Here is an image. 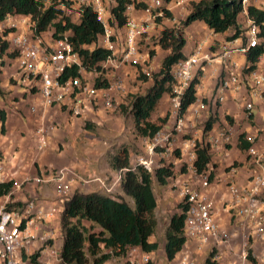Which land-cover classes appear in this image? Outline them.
Returning a JSON list of instances; mask_svg holds the SVG:
<instances>
[{
    "label": "crops",
    "instance_id": "obj_1",
    "mask_svg": "<svg viewBox=\"0 0 264 264\" xmlns=\"http://www.w3.org/2000/svg\"><path fill=\"white\" fill-rule=\"evenodd\" d=\"M138 1L147 2L148 0ZM193 1L186 0L183 6L174 8L171 18L163 17L161 21H156L150 32L142 37L141 43L143 42L146 47V49L145 47L142 48L143 52H148L147 55H149L150 50L154 51L152 56L149 55V63L152 69H159L161 59L167 53L156 43V36L165 27L179 26L180 22L190 12ZM262 1L264 0H249V4L259 7ZM103 2L106 9L115 4L112 0H104ZM79 13L80 10L77 11L78 16ZM131 15L138 19L145 17L142 7L136 8ZM108 16H110V13L107 10ZM248 25L249 16L245 9L239 17V27L243 30L239 37L232 38V29L223 33H215L200 20L194 21L184 29L187 39L184 47L185 55H188L193 46L199 42L203 44L204 52L214 59L207 62L204 70L196 77L198 79L196 85L197 100L188 107L185 113L186 133L175 135L176 146L183 145L187 140H195L196 143L204 140L211 145L212 157L208 167L213 171L214 178L211 181L209 194L216 200V219L219 226L222 231H226L231 235L230 238L233 243L234 240L236 241V236L240 234L244 236L247 232L250 233V229H244L243 225L234 218V211L229 203L228 184L236 182L242 185L247 183L255 173L264 172V160L263 164H260L249 153L251 147L259 148L264 143V96L255 95L252 91L253 88L245 82L238 92L231 94L225 101L215 102L217 83L223 69L216 56L220 54L221 45L224 42H229V45L233 47L245 45L247 40L244 37V30ZM23 27L21 26L22 29ZM110 31L114 36L120 38L121 29L110 25ZM6 32V36L12 34L10 31ZM2 34L0 31V35ZM42 39L48 42L44 34ZM233 59L241 66L249 65L247 53L237 51L233 54ZM105 64L113 66L115 72L123 71L125 73V71L130 70V66L137 68L129 64L119 63L116 65V60H110ZM12 67L14 71L12 75L18 81V85L13 88V91L16 89L15 91L20 94V97L17 100H11L7 105H3L4 101L0 96V165L8 172V180L15 182V187H13L11 195L0 197V204L8 201L9 203L20 202L24 205L29 200L36 199L42 205L44 211L50 213L45 221L36 222L34 232L37 234L43 230H52L48 225V221L56 211H53V209L59 207L62 212L64 200L77 191L81 193L113 191L111 196H116L117 193L124 195L126 201L134 206V200L123 194L124 192L118 182L119 173L109 165L107 153L97 150L95 139L85 134L86 129L82 128L81 130L76 127V124L80 125L83 119L91 117L90 111L92 108L88 109L84 115L76 117L70 113L67 105L46 104L39 89L32 93L31 89L27 87L33 86L32 81L26 78L20 70V72H17L19 68L16 57L0 56V69L2 70L0 75ZM11 89L12 87L9 88V90ZM101 95L99 96V102L103 103ZM169 100V93H165L158 109L165 104L162 109L168 112ZM248 101H252L254 104L252 119L244 107L245 102ZM216 114L219 119L213 124L212 129L204 134L203 127L206 120L210 115ZM2 115L5 117L4 121ZM227 116H230L231 119H228ZM94 117L91 119L95 120ZM168 122H170V119ZM40 126L48 134V145L43 150L38 149L35 137V130ZM224 132L227 133L228 140L221 137ZM241 134H243V143L250 144L246 148L239 146ZM184 135L187 136L184 137ZM185 162L186 158L183 156L180 162L185 167L183 171L181 169L183 165H181V168L175 165L174 175L168 179L166 186L161 187L162 195H158L156 189H154L157 199V211L163 203L164 212L159 215L156 211L158 225L150 240L157 242L158 248L153 252H148L151 256V264L156 263L155 259L159 255H163V258L168 260L165 253L166 240L164 233L162 235L160 230L158 231V227L161 219L163 221H166L165 219L170 220L171 214L169 211L174 202L180 199L179 183L190 174ZM61 168L70 169V172L64 175V180L70 186L66 194L58 192L59 182L53 180V177L57 176V171ZM232 169H234L233 175L231 173ZM33 176H42L48 181L42 184L27 183L25 181L28 177ZM17 184H21V186L18 188L16 187ZM238 243L235 244L236 247L240 246ZM53 244V238L48 244H42L38 241L32 244L25 254L30 255L39 251V259L44 264L52 263L51 256L59 262L57 259L58 252L53 249ZM197 244L199 245L197 240L187 241L176 257L168 261L178 263L184 256H188L193 260V255L196 256L197 254L200 258L202 254L198 252ZM213 244L218 249L221 248L218 252V254H222L219 257L221 260H218L219 264H222V261H224V264H230V260H224L227 258L228 249L226 252L225 245L222 246L223 242L214 241ZM250 247L255 258V261L251 264H264V241L258 236L252 235ZM139 255L140 253L137 254V256ZM22 260V264H32L28 259ZM115 261V259L109 260L107 264H112Z\"/></svg>",
    "mask_w": 264,
    "mask_h": 264
},
{
    "label": "built area",
    "instance_id": "obj_2",
    "mask_svg": "<svg viewBox=\"0 0 264 264\" xmlns=\"http://www.w3.org/2000/svg\"><path fill=\"white\" fill-rule=\"evenodd\" d=\"M76 1L80 10L85 6L92 7L98 19L104 23L102 44L112 54L107 62L116 60V65L122 63L135 67L141 66L142 72L147 75L151 73L152 68L149 62L146 63L150 57L147 55L148 52L142 50V37L150 32L157 17L164 16L165 10L172 12L174 8L183 6L186 2V0H148L142 8L145 17L138 19L131 15L137 8L136 0H126L127 20L122 28V38H119L110 31L107 9L103 0ZM243 4L247 6L249 0H243ZM259 7L264 9V1ZM21 26H24L23 29ZM0 31L12 33L4 37L10 43V50L16 52L17 66L24 76L32 81L31 84L37 86L43 101L48 105H67L70 113L78 117L92 108V101L99 98L101 94L102 97L108 96L125 89V83L120 76H115L113 81L109 79L105 88H98L94 79L91 80L89 77L94 73L88 72L83 67L81 58L73 50L68 36L45 42L40 36L33 35L28 15L7 16L0 21ZM244 37L247 43L239 47L230 46L229 42L222 43L221 52L216 56L223 66L216 88L215 102L217 103L225 101L231 94L238 92L245 82L253 88L255 95L264 96V51L252 69L248 68L249 65L241 66L233 59V54L237 51L248 53L252 47H264V23L260 25L249 17V25L244 30ZM213 59L204 52L203 44L198 42L188 55L173 65L171 72L174 82L169 92L168 113L171 125L163 127L154 137L146 138L145 155L140 156L137 163L152 171L157 157L172 159V161L174 159L173 163L177 165L185 156L187 162L185 164L190 174L179 183L181 202L187 206L184 234L186 242L197 240L201 247L210 246L214 241H221L231 246V236L228 232L221 230L216 219V200L209 194L211 185L209 172H198L194 165L197 158L195 140H187L183 145L176 146L175 135H182L186 128V112L181 113L183 96L193 80L204 70L205 64ZM75 66L78 67L80 75L63 78L64 73ZM108 104L110 105V102ZM244 107L249 116L252 115L253 102H245ZM35 137L38 149H45L48 145L46 130L41 126L37 127ZM221 137L228 140L226 132L222 133ZM249 153L258 163L263 164L264 143L259 148L251 147ZM68 172L70 169L61 168L57 171V176L53 177V180L59 182L58 192L61 194H66L70 189L69 183L64 180V175ZM231 173L234 174V169ZM6 180H8V172L0 165V182ZM25 181L42 184L48 179L33 176ZM20 186L21 184H17L16 187ZM228 195L234 218L243 225L244 229H250V233L244 234L240 246H231L230 264H251L248 252L251 236L256 235L264 241V172L255 173L247 183L242 185L230 182ZM8 203L4 201L0 204V264H22L19 252L23 255L32 244L38 241L48 244L52 240V230H43L38 234L34 232L36 222L45 221L50 213L45 212L36 199L29 200L19 208L10 207ZM138 253H140L139 256H137ZM128 255L132 264H151L150 254L139 247H130ZM218 257L215 255L213 259ZM176 264H194V262L188 256H184Z\"/></svg>",
    "mask_w": 264,
    "mask_h": 264
},
{
    "label": "trees",
    "instance_id": "obj_3",
    "mask_svg": "<svg viewBox=\"0 0 264 264\" xmlns=\"http://www.w3.org/2000/svg\"><path fill=\"white\" fill-rule=\"evenodd\" d=\"M107 10L110 13L108 21L110 25L121 29L127 20L126 0H112ZM145 1L136 0V7H144ZM66 0H0V21L7 16L28 15L34 36H40L47 31L51 32V38L58 40L68 36L73 50L81 58L82 65L87 71L95 74L94 83L98 88H105L108 82L107 71L104 64L112 57L111 51L102 44V36L105 32L104 23L101 22L96 11L85 6L80 10L78 20L74 21L66 13ZM256 23H264V9L248 4L243 0H194L188 15L177 27H165L158 36L156 43L167 51L162 57L159 69L151 76H145V81L151 80L144 94L132 96L130 102L131 115L134 117V129L142 138H152L161 129L169 118V114L159 119H152L158 111L160 101L165 93L171 91L173 85L172 67L181 58L185 57L184 47L187 43L184 29L196 20L203 21L206 26L215 33H223L233 30L232 38L241 36L239 17L244 10ZM172 12L165 10L164 16L157 17L161 21L163 17L171 18ZM263 27V26H262ZM7 32L0 35V56L15 57L16 52L10 50L9 41L5 39ZM122 34V32H121ZM264 47H252L247 53L249 69L255 67ZM154 54L150 50L149 55ZM80 75L78 67L69 68L63 78ZM195 78L186 90L182 99L181 113H185L193 104L196 97ZM251 119L253 115L249 116ZM231 119L230 116H227ZM4 121L5 117L2 115ZM219 119L218 115H210L206 120L203 133L212 129L213 124ZM254 123V122H252ZM243 134L239 138V146L246 148L250 144L243 143ZM178 155L177 149L175 150ZM197 158L195 167L198 172H209L210 181L214 173L209 169L211 162V145L203 140L196 143ZM114 170H123L121 186L125 194L134 200L131 206L119 196L99 191L89 193L75 192L64 200L61 212V233L63 245L60 258L64 264H106L113 257L124 256L130 247H139L144 252L157 250L158 243L150 240L156 232L158 219L156 217L157 199L154 191L155 181L165 185L168 179L174 175V168L170 165H158L154 172L144 166L131 164V152L123 147L119 153L111 159ZM182 171L185 167L182 166ZM14 185L13 180L0 182V197L11 195ZM10 207H22L23 203H8ZM181 212L174 213L165 231V253L168 260H173L186 243L184 220L187 206L181 202ZM16 206V207H15ZM249 259L255 261L252 248L249 247ZM214 253L206 259L207 264H219L212 259ZM23 258L30 259L32 264H44L40 261V252L31 255L23 254Z\"/></svg>",
    "mask_w": 264,
    "mask_h": 264
},
{
    "label": "rangeland",
    "instance_id": "obj_4",
    "mask_svg": "<svg viewBox=\"0 0 264 264\" xmlns=\"http://www.w3.org/2000/svg\"><path fill=\"white\" fill-rule=\"evenodd\" d=\"M69 2L70 6H67V10L66 13L69 14V16L74 20L77 21L78 20V14L77 11L79 12L80 8L78 7V5L76 4L77 1L76 0H66ZM104 1V0H103ZM108 6V5H107ZM180 25V24H179ZM46 40H48V42H52L53 39L51 38V32L47 31L46 33H44ZM122 35V34H121ZM120 38H122V36H120ZM46 42V41H45ZM142 48H144V43H141ZM146 49V47H145ZM149 61H147L146 63H148ZM4 63V61H3ZM105 70L108 72L107 76H108V80L110 79L111 81H113V79L115 78V76H120L122 77L124 83H125V89L118 91V92H114L108 96H103V103L99 102V98H96L95 100L92 101L91 105H92V109H91V117L85 118L82 120L81 124L78 125L76 124L77 129H86L87 132L85 133L87 136H91L93 139H95V144L97 145V150H101L100 152H106L108 155V163L111 166V159L113 158L114 155H116L117 153H119L120 149H122L123 147H127L129 148L130 152H131V164L133 166H135L138 163V158L140 156H144L145 155V145H146V138H142L140 136H138L135 132L134 129V117L131 115V109H130V102L132 99V96L136 95V94H144L148 88V86L151 84V80L145 81V76H151V74L156 73L158 70L157 69H152L151 73L149 75L145 74L142 72L141 70V66L134 68V67H129V71H125V73L123 71H119V72H115V68L113 66L110 65H105ZM0 72H2V70L0 69ZM13 71V67L11 69H8L7 71H5V73H3L2 75H0V96L1 99H3L4 104L3 105H7L11 100H17L20 97V94L17 93L13 88L15 86L18 85V81L14 79L13 75H12ZM17 72H20L19 69ZM90 72V71H88ZM93 73V72H92ZM91 78V80L95 79V75L91 74L89 76ZM108 84V83H107ZM11 90H9V88H11ZM28 88L31 89V92L34 93L36 91H38L37 86H27ZM14 92V93H13ZM13 94V95H12ZM110 102V105L108 104ZM165 104L161 105V108L158 109V111L156 113H154V116L152 117L153 120L159 122V119L157 118H162L164 116H166L169 111L167 112L164 111L165 109H162V107H164ZM162 111H164L162 113ZM91 119V118H93ZM169 118L167 119V122L164 124L163 127H165V125H171V122H168ZM169 123V124H168ZM166 128V127H165ZM170 128V127H167ZM186 133V132H184ZM183 133V134H184ZM187 135H184V137ZM178 156V155H177ZM174 161V159H173ZM172 159H166V158H161V157H157L156 159V165L155 168L158 167V165L164 164V165H170L173 166V168L175 167L174 163H173ZM179 168H181V163L177 164ZM112 168V166H111ZM113 169V168H112ZM155 170V169H154ZM154 170L152 172H154ZM119 173V184L121 186V178H122V174H123V170L119 171V170H115ZM166 186L159 184L157 181H155V185H154V189H156L157 194L158 195H162V191H161V187ZM122 188V186H121ZM102 193H106V194H110L113 193V191H106L102 192ZM125 194V193H123ZM127 195V194H125ZM116 196H119L121 198L125 199L124 195L121 194H116ZM127 198H131L129 195H127ZM181 199H178L174 202L173 207L171 208V210L169 211L171 216L174 213H180L181 212ZM16 207V206H15ZM19 208V207H17ZM56 211L54 212V214L52 215V217L49 219L48 221V225L49 227L52 229L53 231V249H55L58 252V260L59 262L56 261L55 257H52V263L51 264H64L60 258V253H61V247H62V233H61V210L59 209V207H56L55 209ZM157 211V208H156ZM158 214L160 215L161 213L164 212L163 210V203L158 207ZM157 217V214H156ZM166 221H163V219H161L159 227H158V231L160 230V232L164 233V237H165V231L168 227L169 221H167V219H165ZM231 236V235H230ZM236 241L234 240L231 241V246H235V244L237 242H239L238 244H241L243 241V236L240 234L238 236H236ZM225 245L226 248V252L228 249V254L226 255V260H230V258H232V255L230 253L231 250V246L226 245L223 243L222 246ZM220 246V247H222ZM221 249V248H220ZM216 245H214L213 243L210 246H204L201 247L200 245L197 244V250L198 252H201L202 256L199 258L198 254L194 256L193 262L194 264H207L206 263V259L211 256L212 253H214L212 259L215 257V255H219V257L222 254H218L219 250ZM31 255V254H30ZM118 257H113L110 260H116L114 263L112 264H132L130 259H129V255L128 252L122 257L119 258ZM219 257L216 260H221L219 259ZM19 258L22 260L23 255L21 252H19ZM28 260L30 261V259L28 258ZM156 263H161V264H170L171 262H169L167 259L163 258V255H159L156 257ZM109 261V260H108ZM107 261V262H108ZM23 262V260H22ZM120 262V263H119ZM169 262V263H168ZM155 263V264H156ZM174 263V262H172ZM222 264H224V261L221 262ZM107 264V263H106ZM176 264V262H175Z\"/></svg>",
    "mask_w": 264,
    "mask_h": 264
}]
</instances>
